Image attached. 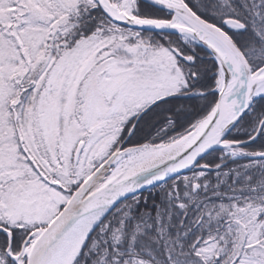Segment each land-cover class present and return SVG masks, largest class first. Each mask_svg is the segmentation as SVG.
I'll return each instance as SVG.
<instances>
[{"label":"snow or ice","instance_id":"obj_1","mask_svg":"<svg viewBox=\"0 0 264 264\" xmlns=\"http://www.w3.org/2000/svg\"><path fill=\"white\" fill-rule=\"evenodd\" d=\"M0 264H264V0H0Z\"/></svg>","mask_w":264,"mask_h":264}]
</instances>
